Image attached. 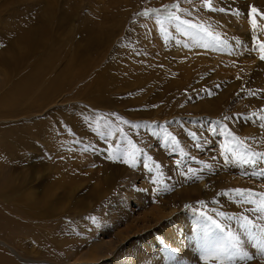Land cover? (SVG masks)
Segmentation results:
<instances>
[{
  "label": "rangeland",
  "instance_id": "374dc122",
  "mask_svg": "<svg viewBox=\"0 0 264 264\" xmlns=\"http://www.w3.org/2000/svg\"><path fill=\"white\" fill-rule=\"evenodd\" d=\"M261 45L264 0H0L15 264H264Z\"/></svg>",
  "mask_w": 264,
  "mask_h": 264
},
{
  "label": "snow or ice",
  "instance_id": "6c2138e0",
  "mask_svg": "<svg viewBox=\"0 0 264 264\" xmlns=\"http://www.w3.org/2000/svg\"><path fill=\"white\" fill-rule=\"evenodd\" d=\"M173 7H176V6H173ZM256 11L257 10L253 7L252 8V12L255 13ZM175 19L178 21L177 28H180L182 25L187 24V21H181L179 19V17H175ZM191 27H193V26L192 25H189V28H191ZM194 38L200 39L201 46H203L205 48H207L209 46L215 47L216 44L219 43V37L218 36L217 37H211L210 34H209V39H207V40H205L204 37H201L199 35V33H196L195 36H194ZM261 48H264V45H261ZM261 59H264V56H261ZM136 127H139V126L137 125ZM189 135L191 136L192 140L195 141L197 139L196 133H189ZM229 135H231V133H229ZM172 140L174 141L175 138L172 137ZM228 151H231V150H229V149L226 148L225 149V154H224L225 155V160L228 159V156H227V152ZM130 155H134V153L133 154H129V153H125L124 154V163H126V164L129 163L128 157ZM260 159H264V157H260ZM244 162L245 163H255L257 161H248V160H246ZM130 166H134V164H130ZM235 191H236V194L238 196H240V197H243L245 195V192L243 190H235ZM249 195H251V194L249 193ZM262 210H264V209H262ZM241 227L245 231H249L250 228H253V227H256V226L253 224L252 221L248 220L247 217H243V218H241ZM260 234L262 236H264V227H261L260 228ZM229 239H230V246L228 248V254H231L232 252H236L237 251L238 241H237V238L235 236L231 235V234H229ZM262 251H264V248H262ZM243 255L246 256V254H243Z\"/></svg>",
  "mask_w": 264,
  "mask_h": 264
},
{
  "label": "bare ground",
  "instance_id": "6f19581e",
  "mask_svg": "<svg viewBox=\"0 0 264 264\" xmlns=\"http://www.w3.org/2000/svg\"><path fill=\"white\" fill-rule=\"evenodd\" d=\"M40 33H39V31L38 30H35L34 32H33V39H32V43L34 42V37L36 36V35H39ZM21 37H22V35H21ZM95 42V41H94ZM38 43H43V39H39V41H38ZM21 44L22 45H20V46H22V48H23V52H25V51H31V49H29L30 48V45H32L31 44V40L28 38V37H25V38H23V40L21 41ZM95 44V43H94ZM33 45H34V43H33ZM43 45V44H42ZM38 46H41V45H38ZM74 59V58H73ZM35 75H37V74H34L33 76L34 77H36ZM32 76V77H33ZM39 76H37V78H38ZM30 79H32V78H30ZM36 81H37V79H35L34 78V82L36 83ZM31 82V81H30ZM29 82V84H31V85H28V86H26V87H23L24 85H16L17 87L14 89V91H16V90H19V92H21L22 90H24L25 88L28 90V91H30V90H32L31 89V87H32V83L33 82H31L30 83ZM28 83V82H27ZM31 86V87H30ZM33 88V87H32ZM13 94L12 95H14V93L15 92H12ZM15 95H16V93H15ZM19 96V95H18ZM15 98V97H14ZM5 105H6V103H4V107H5ZM9 106V105H8ZM9 184H10V182H9ZM3 192H5V191H3ZM3 192H0V195L1 194H3ZM35 205V204H34ZM8 207H12V205H8V204H4L3 202L2 203H0V218L2 217V215H3V212L5 211L6 212V209L8 208ZM27 209V208H26ZM33 210V209H32ZM10 215H13V214H10ZM13 222V221H12ZM13 223H15V222H13ZM27 225V224H26ZM25 225V226H26ZM10 229H11V227H10ZM26 229V228H25ZM24 229V230H25ZM28 229V228H27ZM43 231V230H42ZM28 232V231H27ZM29 233H31V232H29ZM40 234H41V238H43V239H45V240H47V243L48 244H53V241L51 240L50 241V235L49 234H45V233H43V232H41L40 231ZM43 236V237H42ZM49 236V237H48ZM14 238H12V240H13ZM11 244V243H10ZM3 249H2V248ZM9 248V249H8ZM5 249H7V250H9L11 253H9V252H7V251H5ZM11 249H13L12 247H11V245H9L8 243H6V242H4V241H2V240H0V264H15V255H13V253H12V251H11ZM14 250V249H13ZM2 254H4V255H2ZM14 256V257H13Z\"/></svg>",
  "mask_w": 264,
  "mask_h": 264
}]
</instances>
